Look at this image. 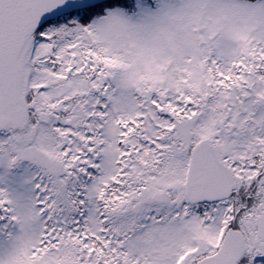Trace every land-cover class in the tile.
<instances>
[{
    "label": "snow or ice",
    "instance_id": "1",
    "mask_svg": "<svg viewBox=\"0 0 264 264\" xmlns=\"http://www.w3.org/2000/svg\"><path fill=\"white\" fill-rule=\"evenodd\" d=\"M0 264H264V0H0Z\"/></svg>",
    "mask_w": 264,
    "mask_h": 264
}]
</instances>
